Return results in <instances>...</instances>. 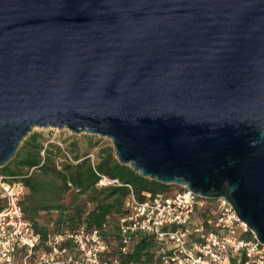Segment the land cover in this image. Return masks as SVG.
Returning a JSON list of instances; mask_svg holds the SVG:
<instances>
[{"label": "water", "instance_id": "1", "mask_svg": "<svg viewBox=\"0 0 264 264\" xmlns=\"http://www.w3.org/2000/svg\"><path fill=\"white\" fill-rule=\"evenodd\" d=\"M34 128L107 137L264 243V0H0V167Z\"/></svg>", "mask_w": 264, "mask_h": 264}, {"label": "built area", "instance_id": "2", "mask_svg": "<svg viewBox=\"0 0 264 264\" xmlns=\"http://www.w3.org/2000/svg\"><path fill=\"white\" fill-rule=\"evenodd\" d=\"M50 142L74 162L65 142ZM96 176L99 188L127 189L114 224L88 227L81 219L42 234L25 217V183L0 174V264H121L141 237L153 240L149 264H264V243L226 198L203 197L182 186L138 197L131 184L97 171Z\"/></svg>", "mask_w": 264, "mask_h": 264}, {"label": "trees", "instance_id": "3", "mask_svg": "<svg viewBox=\"0 0 264 264\" xmlns=\"http://www.w3.org/2000/svg\"><path fill=\"white\" fill-rule=\"evenodd\" d=\"M87 155L76 158L72 154V162L57 144L40 132H33L23 141L13 160L0 167V174L20 178L25 183L27 193L22 207L36 230L46 231L39 226L37 218L40 212L51 211L58 213L55 225L77 223L81 219L88 227L100 226L103 222L113 225L123 211L127 189L125 186L97 187L96 171L131 184L138 197L142 191L165 192L169 188L170 184L145 178L131 167L120 164L110 146L99 148L93 159ZM87 203L90 204L88 208ZM153 245L150 237H141L121 264L140 261L149 264Z\"/></svg>", "mask_w": 264, "mask_h": 264}, {"label": "rangeland", "instance_id": "4", "mask_svg": "<svg viewBox=\"0 0 264 264\" xmlns=\"http://www.w3.org/2000/svg\"><path fill=\"white\" fill-rule=\"evenodd\" d=\"M33 132L42 133L44 138L46 139L51 137L50 140L53 137H59V139L65 141L66 147H69V151L71 155L75 154L76 158L83 157L87 154H92L95 157L96 152L99 148H102L104 146L112 147V143L109 138L99 137L98 135H91V134H87L84 132L80 134H74V133L72 134L70 133V131H57V130H51V129L46 130V129H38V128H34L31 133ZM23 141L21 142L20 146L22 145ZM44 144L47 145L46 141H44ZM20 146L18 147V149L20 148ZM113 154H114V151H113ZM13 158L11 160H13ZM179 187H180L179 185L172 184V185H169V188L167 191L173 192L179 189ZM42 216H43V219H46V215L43 214Z\"/></svg>", "mask_w": 264, "mask_h": 264}, {"label": "crops", "instance_id": "5", "mask_svg": "<svg viewBox=\"0 0 264 264\" xmlns=\"http://www.w3.org/2000/svg\"><path fill=\"white\" fill-rule=\"evenodd\" d=\"M50 138H49V141L56 139V140L61 141L63 143L65 142V141L59 139V137H53L51 140H50ZM65 147H66V144H65ZM66 149L69 151V147H66ZM0 204H1V200H0ZM87 208H88V206H87ZM43 214L46 215V219H43V216H42ZM57 216H58L57 211H51L49 213H46V212H40L39 213V217L37 218V221H38L39 226H41L42 228H45L46 231L44 233H46L48 230L58 229L64 224V223H62L59 225H55L54 220H55V218H57ZM39 232H41V231H39ZM41 233L44 234L43 232H41ZM139 239L137 238V240H139ZM139 263L142 264V261H140Z\"/></svg>", "mask_w": 264, "mask_h": 264}]
</instances>
